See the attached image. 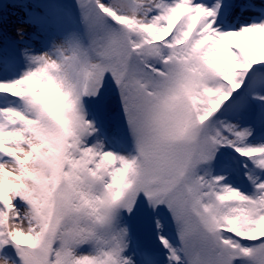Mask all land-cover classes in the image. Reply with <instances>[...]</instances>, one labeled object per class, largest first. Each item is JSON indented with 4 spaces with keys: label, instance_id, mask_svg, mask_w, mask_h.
I'll return each instance as SVG.
<instances>
[{
    "label": "rangeland",
    "instance_id": "374dc122",
    "mask_svg": "<svg viewBox=\"0 0 264 264\" xmlns=\"http://www.w3.org/2000/svg\"><path fill=\"white\" fill-rule=\"evenodd\" d=\"M68 1L91 26L88 73L72 32L81 39L82 27L70 22ZM166 2L0 0V74L7 63L25 79L10 99L0 95V114H18L8 116L10 141L0 144V264H19L18 254L22 264H226L211 251L235 254L232 264H264V242L238 244L215 225L236 231L239 222L245 238L264 235V92L254 88L264 87V37L256 47L240 29L253 30L249 15L264 27V0H194L213 4L209 20L228 7L220 28ZM105 15L131 31L132 56L158 77L124 64L128 45L96 22ZM150 39L184 45L155 49ZM141 48L145 56L137 55ZM85 75L103 115L78 99ZM45 109L65 123L64 140ZM110 150L125 155L121 171ZM63 158L70 162L58 188ZM24 243L38 251L16 248Z\"/></svg>",
    "mask_w": 264,
    "mask_h": 264
},
{
    "label": "bare ground",
    "instance_id": "6f19581e",
    "mask_svg": "<svg viewBox=\"0 0 264 264\" xmlns=\"http://www.w3.org/2000/svg\"><path fill=\"white\" fill-rule=\"evenodd\" d=\"M166 1H167L166 2L167 6L165 4L164 5L171 10H176V9L188 10V12H189L188 15L189 14L194 15L193 21L195 23L201 22L203 24H208L209 27H213V28H220L221 27L219 24H220V22H222V20L218 18V15L216 17H214L212 20H209L211 8H212L211 6L213 4L207 5V6L201 5L198 7L197 5H194V3H193L194 0H166ZM206 8H210V9H206ZM218 12H219V9H218L217 13ZM182 13L183 12H181V11L178 12V14H180V15H182ZM249 17H250L249 18L250 22H252L251 25L253 26V30H252L251 26L249 27V29H247L248 26L244 30H242V27L240 29H241V31L246 30V33H248V38L250 40H252L253 42L255 41V43H257L255 45L256 47H261L262 45L259 43L260 42L262 43L263 37H264V27H263V25L261 26L262 23H260V22H262V19H261V17L254 16V15L253 16L249 15ZM197 29H198V27L196 28V30ZM249 30H251V32ZM225 33L230 34L226 31H225ZM252 33H254V34H252ZM250 34H252V35H250ZM1 66L4 68V70H3L4 74L3 75L0 74V80H1L0 81V95L4 96L5 99H7V98L10 99L11 98L10 96H13L12 91L20 90L19 88H20V86H22V82L25 81L24 75L20 76L18 74V69H16V68L15 69H8L7 63L1 64ZM8 83H10L12 90H9L6 88ZM254 88L259 90V92H264L263 86H260L258 84H254ZM0 109H2V108H0ZM13 109H15V110H11L10 113H7L8 116L18 115L17 114V108H13ZM8 116L4 117L3 114H0V120H1L0 121V129H1V132H0V142L1 143L0 144H1V147L4 145L5 142L10 141V133L12 132V128H13V121H11ZM101 146H102V144H101ZM110 154H111L112 162L114 164L118 163V168H120L119 171H121L122 170L121 163L126 160L125 155L120 153V152L117 153L113 150H110ZM2 158H5L7 161H9V158L7 155L5 156L4 154H2ZM5 165L7 166L8 169L11 168L10 171L12 172L14 165L10 162H6ZM113 170H114V172L116 171L115 169H113ZM155 220L157 221L156 225L160 226L161 228H165V229L168 228L166 225L161 223V221L159 220L158 217H156ZM133 261L136 262L135 258L133 259ZM127 263L133 264L132 259L128 260Z\"/></svg>",
    "mask_w": 264,
    "mask_h": 264
},
{
    "label": "trees",
    "instance_id": "16d2710c",
    "mask_svg": "<svg viewBox=\"0 0 264 264\" xmlns=\"http://www.w3.org/2000/svg\"><path fill=\"white\" fill-rule=\"evenodd\" d=\"M58 113V112H57ZM55 115H57V114H55ZM56 117H58V116H56Z\"/></svg>",
    "mask_w": 264,
    "mask_h": 264
}]
</instances>
